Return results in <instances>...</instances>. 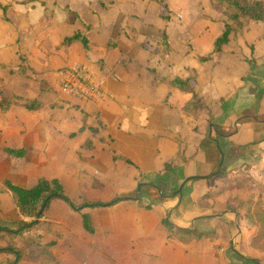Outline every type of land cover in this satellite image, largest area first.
Instances as JSON below:
<instances>
[{"label":"crops","instance_id":"obj_1","mask_svg":"<svg viewBox=\"0 0 264 264\" xmlns=\"http://www.w3.org/2000/svg\"><path fill=\"white\" fill-rule=\"evenodd\" d=\"M225 22L209 0H0V94L20 99L0 109V228L31 220L5 181L30 189L57 179L76 207L53 199L37 229L61 264H264V251L251 245L256 226L227 207L238 193L264 208V24L250 22L200 61ZM164 33L169 50L154 54ZM75 34L88 44L65 45ZM74 65L91 69L103 101L62 96L57 71ZM175 79H192L208 108L198 119L184 113L191 95L173 87ZM139 184L158 186L162 196L148 185L132 199ZM176 228L215 239L183 243ZM7 246L1 234L0 264H14Z\"/></svg>","mask_w":264,"mask_h":264},{"label":"trees","instance_id":"obj_2","mask_svg":"<svg viewBox=\"0 0 264 264\" xmlns=\"http://www.w3.org/2000/svg\"><path fill=\"white\" fill-rule=\"evenodd\" d=\"M209 4L212 8H218L230 23L225 22L224 31L222 35L216 39L213 52L205 58H200L199 60L202 62L211 60L215 54L221 52L222 48L229 43L230 37L233 34L237 35L238 33H241L250 22L254 21L264 24V0H209ZM160 5L162 8L161 17L168 21L169 15L166 14L169 12L168 7L164 2H160ZM74 40H80L85 46L88 44V40L80 34H75L72 38L67 39L66 41L71 42ZM159 45L161 51L158 48L154 50V54L161 56L166 55L169 50L168 37L166 33H164L160 38ZM170 84L173 87L191 95V99L183 107L185 114L198 119L205 111L208 110L203 99L195 91L192 79H175L170 81ZM18 100L20 99L16 97L9 98L0 94V109L7 110L11 105L18 103ZM24 106L29 110L39 108L38 103L29 101H26ZM209 121H212V117L209 118ZM5 152L10 156L21 158L26 155L27 150L5 149ZM125 161L128 164L134 165L127 159H125ZM169 168L170 166H167L166 170ZM220 175H222V171L221 173L215 175V177ZM3 185L11 192L14 203L21 216L31 219L30 221H18L17 227L12 230V232L0 233V235L4 234V236L8 239V246L5 252L17 257L18 260L15 264H19L20 262H33L35 264H61L50 251V247L53 244L43 245L42 240L44 234L41 230L37 229L39 220L45 216L53 199L58 198L65 200L73 208L76 207V205L65 195L60 182L57 179L51 181L39 179L36 185L30 189L21 188L10 181H5ZM253 199L254 198L251 197L250 201L246 202L241 200L238 193H232L227 203V207L229 211L234 212H237L238 209L244 210L245 217L257 228V233L253 238L251 245L261 251H264V208L260 199L257 201H254ZM117 201L118 200H113L108 204L84 203L78 208V211H81L84 208H96L113 205ZM153 205L154 203H150L145 208L150 210ZM164 224L168 226L170 231L172 230L173 227L169 224V222L165 220ZM82 226L86 232L90 234L95 233L94 226L88 214H82ZM175 231V237L183 243H191L193 241H199L203 238H210L212 241L215 239L214 233L212 232L183 230L177 228ZM18 238L22 239V244H19L16 241Z\"/></svg>","mask_w":264,"mask_h":264},{"label":"built area","instance_id":"obj_3","mask_svg":"<svg viewBox=\"0 0 264 264\" xmlns=\"http://www.w3.org/2000/svg\"><path fill=\"white\" fill-rule=\"evenodd\" d=\"M60 92L67 99H78L88 103L103 101L105 93L91 71L85 65H74L59 70Z\"/></svg>","mask_w":264,"mask_h":264},{"label":"water","instance_id":"obj_4","mask_svg":"<svg viewBox=\"0 0 264 264\" xmlns=\"http://www.w3.org/2000/svg\"><path fill=\"white\" fill-rule=\"evenodd\" d=\"M211 127H213V126H211ZM222 164H223V163L221 162L220 165H219V170L221 169ZM186 181H187V180H186ZM186 181L180 186L179 190H178L177 192H175L174 196H175V195H181V194H182V189H183V187H184ZM148 185L151 186L152 188H155V189L157 190L158 194H159L160 196H162V195H161V192H160L161 189H160L158 186H156V185H154V184H139V186H138V188H137V190H136V194H135V196H134L132 199H134V200H138L142 188L145 187V186H148ZM126 199H127V198H126ZM3 231H6V232H12V231L9 230V229H2V228H0V233L3 232ZM15 232H19V231H15ZM17 260H18V259H17V257H16V258H15V261H14V264L17 262Z\"/></svg>","mask_w":264,"mask_h":264},{"label":"rangeland","instance_id":"obj_5","mask_svg":"<svg viewBox=\"0 0 264 264\" xmlns=\"http://www.w3.org/2000/svg\"><path fill=\"white\" fill-rule=\"evenodd\" d=\"M60 3H63V2H60ZM48 4L50 5V6H49V9H51V7H52L51 2H48ZM58 5H61V4H58ZM166 14H167V13H166ZM71 18H75V15H74V16L72 15ZM187 20H188V19H187ZM195 22H197L196 18H189V24H194ZM69 29H70V33L72 34L71 30H73L74 28H69ZM71 34H70V35H71ZM137 37H138V34H137ZM148 42H149V44H150V43H151V40H149ZM67 43H68V42H64L65 45H67ZM78 44H79V47H80L81 50H82L84 47H83V48L81 47L82 44H81L80 42H79ZM159 50L161 51V48H159ZM77 58H79L78 60H80V56H79V55L76 57V59H77ZM59 70H60V69H59ZM59 70L57 71V74H58ZM88 197H89V198H88ZM87 198L90 199V196H87ZM88 199H87V200H88ZM198 229H199L200 231H203V230H201L200 228H198ZM206 231H209V230H206Z\"/></svg>","mask_w":264,"mask_h":264}]
</instances>
